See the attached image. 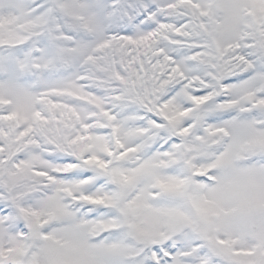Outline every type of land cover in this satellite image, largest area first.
Segmentation results:
<instances>
[{"label":"snow or ice","instance_id":"obj_1","mask_svg":"<svg viewBox=\"0 0 264 264\" xmlns=\"http://www.w3.org/2000/svg\"><path fill=\"white\" fill-rule=\"evenodd\" d=\"M0 264H264V0H0Z\"/></svg>","mask_w":264,"mask_h":264}]
</instances>
